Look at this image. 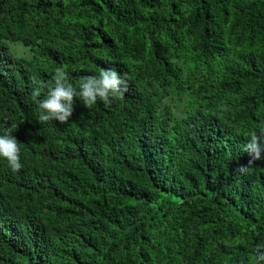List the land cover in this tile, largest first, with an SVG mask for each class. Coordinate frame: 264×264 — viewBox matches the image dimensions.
Segmentation results:
<instances>
[{
    "label": "trees",
    "instance_id": "16d2710c",
    "mask_svg": "<svg viewBox=\"0 0 264 264\" xmlns=\"http://www.w3.org/2000/svg\"><path fill=\"white\" fill-rule=\"evenodd\" d=\"M57 68L77 90L115 68L128 91L41 123L31 78L43 99ZM12 125L0 264L264 255V159L238 172L264 127V0H0V135Z\"/></svg>",
    "mask_w": 264,
    "mask_h": 264
},
{
    "label": "clouds",
    "instance_id": "9594fccd",
    "mask_svg": "<svg viewBox=\"0 0 264 264\" xmlns=\"http://www.w3.org/2000/svg\"><path fill=\"white\" fill-rule=\"evenodd\" d=\"M16 46L13 45V48ZM54 86L48 85L47 95L40 99L41 89L45 87L35 77L31 82L35 87L31 92L32 100L39 109L38 120L46 123L50 120L59 121L60 124L68 123L73 117L74 105L78 97L80 102L86 107L91 108L97 100L103 101L105 106L111 103L110 97L120 98L128 91V77L122 78L115 68L102 69L98 77H82L78 81V89L68 81L67 73L62 68L55 70L53 76ZM123 85V88L121 87ZM15 125L10 126L5 134L0 135V157L7 161L9 168L15 173L22 168L20 162V145L17 138L12 135ZM264 137V127L260 129V135L255 131L250 134V141L245 145L244 151L249 154V165H241L238 172L245 174L248 167L262 158L261 139ZM264 249V245L258 246ZM254 264L264 262V255L257 252L253 257Z\"/></svg>",
    "mask_w": 264,
    "mask_h": 264
}]
</instances>
